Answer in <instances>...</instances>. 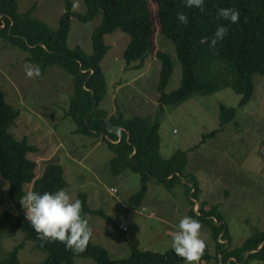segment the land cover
Listing matches in <instances>:
<instances>
[{"label": "rangeland", "instance_id": "rangeland-1", "mask_svg": "<svg viewBox=\"0 0 264 264\" xmlns=\"http://www.w3.org/2000/svg\"><path fill=\"white\" fill-rule=\"evenodd\" d=\"M72 1L74 11L85 12L84 0ZM18 4L21 12L33 7L32 15L52 28L58 27L65 10L63 0H18ZM101 18L100 13L84 23L73 17L68 46H80L90 54L92 32ZM155 33L157 48L172 59L173 71L166 87L170 92L181 84V64L173 42L160 33L158 27ZM104 39L110 48L101 61L107 83L101 107L110 113L121 112L126 117L154 118L158 114L161 154L169 157L178 150L187 152L185 175L194 179L192 183H197L200 193L199 201L194 200L199 205L200 202L206 204L207 210L216 207L215 212L223 217V221L218 222L226 224L229 230L230 245L229 241L221 239L222 234L218 239L221 243L238 249L256 231L263 232L264 76L254 75L252 96L249 102L239 106L242 96L230 86L237 72L216 51L208 49L199 63L198 78L201 82L208 81L209 86L175 104L164 105L159 111L160 61L154 56L142 68H126L123 51L129 41L128 34L117 29ZM26 56L24 49L13 46L0 35V88L6 93L8 103L20 112L10 132L18 139L26 137L30 144L38 147L37 153L29 155L40 169L48 162L63 166L68 181L65 190L73 199H77L79 192H86L89 206L104 213L102 217L82 212L92 229L91 240L105 247L111 259L130 257L134 245L141 251L166 253L171 249V237L179 219L184 216L197 219L189 213L191 204L185 191V184L189 182L183 179L168 189L150 178L141 203H130V197L141 189L140 173L126 169L113 174L110 165L113 154L106 144L72 132L77 128L67 114L73 91L72 77L53 65L42 77L28 78L25 66L37 65L25 60ZM221 105L237 109L236 116L222 127ZM30 188V185L25 186L27 191ZM110 188L116 192H111ZM199 205L196 203L195 208ZM142 208L145 213L140 214ZM4 210L16 212L9 196V183L0 176V212ZM196 211L199 213V209ZM197 220L207 249L196 264H223L211 227ZM121 226L127 228L126 232H121ZM24 237L22 230H3L0 261L22 243ZM47 256V250L27 239L19 250L18 260L20 264H35ZM75 264L96 262L92 258L77 257ZM249 264H264V261L255 259Z\"/></svg>", "mask_w": 264, "mask_h": 264}, {"label": "trees", "instance_id": "trees-1", "mask_svg": "<svg viewBox=\"0 0 264 264\" xmlns=\"http://www.w3.org/2000/svg\"><path fill=\"white\" fill-rule=\"evenodd\" d=\"M63 1L65 10L58 27L52 28L32 15L33 7L21 12L18 0H0V35L13 46L25 50V60L40 69L38 77H42L53 65L72 77L73 91L67 111L77 125L72 132L102 140L106 144L113 154L110 159L113 174L117 175L126 169L140 173L141 189L130 197V203H141L150 178L161 182L168 189L185 179L189 182L185 184V191L191 204L190 216L197 217L211 227L222 263L249 264L255 259L264 261V246L244 259L248 251L263 243L264 231H256L246 239L242 247L231 249L218 240L222 234L221 239L229 241V245L231 243L226 224L218 225L216 222L223 221L222 215L215 212L216 207L207 210L206 204L200 202V214L196 211L195 200H198L200 193L197 183H192L194 179L185 175L187 152L178 150L169 157L161 154V122L158 114L154 118L139 115L126 117L121 112L110 113L101 107L107 94L101 61L110 48L104 37L117 29L129 36L123 51L126 68H142L154 56L160 61L159 111H162L164 105L175 104L209 86L208 81L201 82L198 78L199 63L208 49L216 51L220 58L233 65L237 74L230 86L242 96L239 106H243L252 96L254 75L264 76V0H205L203 10L186 8L183 0H84L86 10L82 13L74 11L72 0ZM221 7L238 10L239 21L229 24L228 21L218 19L216 12ZM179 12L187 15V24L177 20ZM100 13L102 18L92 32V52L88 54L80 46L69 47L67 39L72 18L85 23ZM220 24L227 27V34L222 41H218L214 48H210L207 43L199 44L201 38L212 37ZM156 27L173 42L182 68L181 84L170 92L166 91V87L173 71L172 59L169 54L157 48ZM220 111L221 127L237 113L235 107L226 105H221ZM19 115L20 112L8 103L6 93L0 88V176L8 181L9 196L16 208V212H0V240L5 229L22 230L25 233L24 241L32 239L48 251L47 258L35 264H75L77 257L92 258L96 264H177L182 261L172 249L161 254L141 251L134 245L130 257L113 260L105 247L91 239L83 252L74 253L59 241L38 238L25 219L20 198L29 191L65 189L68 181L59 163L48 162L40 169L38 162L29 155L37 153L38 147L30 144L26 137L18 139L10 132ZM26 185L31 186L29 191L25 189ZM77 199L81 201L83 213L105 216L102 211L93 210L89 206L86 192H79ZM120 230L126 232L121 227ZM24 241L14 247L0 264H20L18 253Z\"/></svg>", "mask_w": 264, "mask_h": 264}, {"label": "clouds", "instance_id": "clouds-1", "mask_svg": "<svg viewBox=\"0 0 264 264\" xmlns=\"http://www.w3.org/2000/svg\"><path fill=\"white\" fill-rule=\"evenodd\" d=\"M186 8H199L203 10L205 0H183ZM75 7V5H74ZM217 18L228 21L229 24L237 23L240 13L234 8H218ZM177 20L187 24L188 17L185 13H177ZM227 34V27L220 24L212 37H203L199 44H208L214 48L218 41H222ZM40 69L30 65L25 66V75L28 78L40 76ZM20 204L25 210V219L38 238L48 241H59L66 249L74 253L83 252L92 237V229L88 220L82 214V204L79 199L63 188L55 191H29L20 198ZM201 224L197 219L184 216L179 219L177 230L171 237V249L184 264H196L206 247L200 237Z\"/></svg>", "mask_w": 264, "mask_h": 264}, {"label": "water", "instance_id": "water-1", "mask_svg": "<svg viewBox=\"0 0 264 264\" xmlns=\"http://www.w3.org/2000/svg\"><path fill=\"white\" fill-rule=\"evenodd\" d=\"M196 203L199 205L198 201H196ZM199 207H200V205H199ZM199 207H196V209L198 210ZM217 223H218V225H221V224H222V223H219L218 221H217ZM263 246H264V241H263V243H262L259 247H257L256 249L248 251V252L246 253L245 260L247 259V257L249 256L250 253H252V252H256V251H259Z\"/></svg>", "mask_w": 264, "mask_h": 264}, {"label": "built area", "instance_id": "built-area-1", "mask_svg": "<svg viewBox=\"0 0 264 264\" xmlns=\"http://www.w3.org/2000/svg\"><path fill=\"white\" fill-rule=\"evenodd\" d=\"M110 191L111 192H116V190H114V188H110ZM140 211V214H143V213H145V208H142V209H139ZM121 228L123 229V230H127V228L125 227V226H121Z\"/></svg>", "mask_w": 264, "mask_h": 264}, {"label": "crops", "instance_id": "crops-1", "mask_svg": "<svg viewBox=\"0 0 264 264\" xmlns=\"http://www.w3.org/2000/svg\"><path fill=\"white\" fill-rule=\"evenodd\" d=\"M229 245V244H228Z\"/></svg>", "mask_w": 264, "mask_h": 264}]
</instances>
